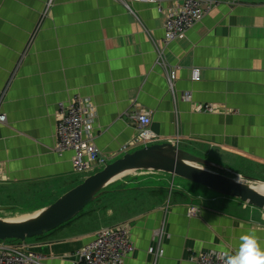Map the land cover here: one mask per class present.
Returning a JSON list of instances; mask_svg holds the SVG:
<instances>
[{
	"label": "crops",
	"instance_id": "0c3cea01",
	"mask_svg": "<svg viewBox=\"0 0 264 264\" xmlns=\"http://www.w3.org/2000/svg\"><path fill=\"white\" fill-rule=\"evenodd\" d=\"M47 1L0 0V218L33 215L85 181L74 152L56 150L59 104L75 97L108 163L147 146L133 115L149 112L153 144L264 181V0H216L167 46L165 21L184 0H55L43 17ZM171 176L123 175L78 219L26 245L48 264H76L98 231L127 225L136 250L126 264H196L204 252L235 253L249 229L264 243V210Z\"/></svg>",
	"mask_w": 264,
	"mask_h": 264
},
{
	"label": "built area",
	"instance_id": "2783aa9c",
	"mask_svg": "<svg viewBox=\"0 0 264 264\" xmlns=\"http://www.w3.org/2000/svg\"><path fill=\"white\" fill-rule=\"evenodd\" d=\"M55 0H48L43 11V17L51 10ZM161 3L165 0H145ZM219 5L216 0H184L183 5L176 12L170 13L165 21V37L163 44L176 41L184 36L191 28L204 19ZM130 10V7H129ZM162 11V9L160 8ZM162 57L159 60L161 64ZM169 84L174 95L176 74L169 75ZM192 78L200 81V69L193 68ZM184 101H191V92L182 94ZM198 110L213 113L214 108L209 104L198 105ZM137 123L139 137L145 144H153L158 139L151 130V114L141 112L133 115ZM7 117L0 114V123H6ZM94 123L86 118V111L79 97H75L70 104H59V120L56 126V150L62 153L66 150L74 152L73 168L79 174H91L98 168L105 167L108 159L93 143L92 133ZM126 150V149H125ZM124 150V151H125ZM160 235V232L157 233ZM136 246L132 240L127 225L103 228L98 231L96 238L79 252V261L76 264H126L128 256L132 255ZM157 257L164 255V250L158 249ZM0 264H48L46 257L26 244L21 246L0 243ZM196 264H224V253L204 252L196 257Z\"/></svg>",
	"mask_w": 264,
	"mask_h": 264
},
{
	"label": "water",
	"instance_id": "95a60500",
	"mask_svg": "<svg viewBox=\"0 0 264 264\" xmlns=\"http://www.w3.org/2000/svg\"><path fill=\"white\" fill-rule=\"evenodd\" d=\"M135 171L170 174L264 210V193L260 189L264 187V181L235 173L231 175L227 168L167 142L124 154L33 215L23 219L0 218V240L27 241L58 229L99 199L109 184ZM3 209L0 207V211Z\"/></svg>",
	"mask_w": 264,
	"mask_h": 264
},
{
	"label": "clouds",
	"instance_id": "9594fccd",
	"mask_svg": "<svg viewBox=\"0 0 264 264\" xmlns=\"http://www.w3.org/2000/svg\"><path fill=\"white\" fill-rule=\"evenodd\" d=\"M224 264H264V243L254 230L240 235L235 253H224Z\"/></svg>",
	"mask_w": 264,
	"mask_h": 264
},
{
	"label": "rangeland",
	"instance_id": "374dc122",
	"mask_svg": "<svg viewBox=\"0 0 264 264\" xmlns=\"http://www.w3.org/2000/svg\"><path fill=\"white\" fill-rule=\"evenodd\" d=\"M184 150V149H183ZM187 151V150H186ZM188 152H190V151H188ZM190 153H192V152H190ZM192 154H194V153H192ZM196 155V154H195ZM198 156V155H197ZM200 157V156H199ZM203 158V157H202ZM204 159H206V158H204ZM208 160V159H207ZM210 161V160H209ZM213 162V161H212ZM215 163V162H214ZM98 171V170H97ZM96 171V172H97ZM96 172H93V173H96ZM82 175H84L83 176V178H81V180L80 181H78V183H80L81 181H84L86 178H88L90 175H92V174H82ZM172 177V179H177L176 181H179V179H182V178H179V177H173V176H171ZM57 189H59L58 188V186H57V188H56V190ZM66 193H68L66 190H59L58 192H56L55 194L56 195H54V196H50L49 198H48V200L47 201H44V203H41V204H48L49 202H52L53 200H54V198H56V196L57 195H59V197H62V196H64ZM42 200V199H41ZM95 203H93L92 202V204L90 203L89 205H87L86 206V208H85V210H84V212L86 213L88 210H90L91 208H92V206L94 205ZM25 206H26V208H31V205H30V203L29 202H25ZM47 206H49V205H47ZM1 213H4V212H1L0 211V214ZM69 222H71V221H69ZM69 222H66V223H64L62 226H66ZM110 223H111V221H109V222H107L106 224L107 225H110ZM101 225L103 224V223H100ZM61 226V227H62ZM59 229V228H58ZM34 239V238H33ZM33 239H29V240H27L28 242H30V240H33ZM10 244H13V243H11V242H9ZM15 243V242H14Z\"/></svg>",
	"mask_w": 264,
	"mask_h": 264
},
{
	"label": "trees",
	"instance_id": "16d2710c",
	"mask_svg": "<svg viewBox=\"0 0 264 264\" xmlns=\"http://www.w3.org/2000/svg\"><path fill=\"white\" fill-rule=\"evenodd\" d=\"M104 192V191H103ZM98 200V199H97ZM96 200V201H97ZM96 201L95 202H93V203H96ZM92 204V203H91ZM85 210V209H84ZM84 210H82L81 212H80V214L78 215V216H76L74 219H72L71 220V222H73V221H75L76 219H78L79 218V216L83 213V211ZM71 222H69V223H71ZM68 223V224H69ZM63 227V226H62ZM59 228H61V227H59ZM57 230V229H56ZM56 230H54V231H56ZM54 231H52V232H54ZM52 232H50V233H52ZM46 235V234H45ZM42 237V236H41ZM36 238H39V237H36ZM35 239V238H34ZM0 242H2L1 240H0ZM8 242H11V243H13L14 245H16V243H21L22 241H18V240H9ZM15 242V243H14ZM17 245H19V244H17Z\"/></svg>",
	"mask_w": 264,
	"mask_h": 264
},
{
	"label": "bare ground",
	"instance_id": "6f19581e",
	"mask_svg": "<svg viewBox=\"0 0 264 264\" xmlns=\"http://www.w3.org/2000/svg\"><path fill=\"white\" fill-rule=\"evenodd\" d=\"M159 144V143H158ZM148 146V145H147ZM262 190V193H264V187L260 188Z\"/></svg>",
	"mask_w": 264,
	"mask_h": 264
}]
</instances>
